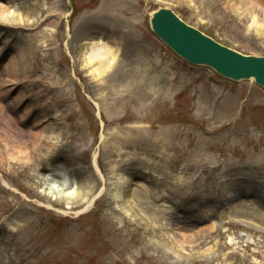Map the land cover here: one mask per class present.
I'll return each mask as SVG.
<instances>
[{"label": "rangeland", "instance_id": "374dc122", "mask_svg": "<svg viewBox=\"0 0 264 264\" xmlns=\"http://www.w3.org/2000/svg\"><path fill=\"white\" fill-rule=\"evenodd\" d=\"M0 1L5 61L31 50L30 78L18 79L15 94L35 111L41 103L34 100L50 96L41 115L54 128L36 159L0 157V264H264V221L253 214L264 211V134L252 127L264 131V88L185 61L150 22L156 10L171 8L222 44L264 56L263 6L23 0L34 17L24 23L21 4ZM8 18L16 27L7 33ZM99 39L120 54L107 71L106 62L85 63L98 54ZM95 159L107 179L101 196ZM88 176L100 183L90 206L51 192L53 179L77 182L81 199ZM122 176L132 190L152 188L127 204L131 214L117 194ZM228 211L262 228L223 220L217 231L193 228Z\"/></svg>", "mask_w": 264, "mask_h": 264}, {"label": "bare ground", "instance_id": "6f19581e", "mask_svg": "<svg viewBox=\"0 0 264 264\" xmlns=\"http://www.w3.org/2000/svg\"><path fill=\"white\" fill-rule=\"evenodd\" d=\"M245 2V5H250L252 7H256L257 5H261L264 8V0H242ZM11 4L18 6L19 9H22L25 11L24 14L21 16V19L26 23V21L30 22V19L34 18L32 14H30V8L26 1L23 0H10ZM24 3V4H22ZM3 5L0 1V21L3 20L4 14H3ZM20 10V12L22 11ZM264 11V9H263ZM12 13H16L15 11H11ZM8 25H6L4 28L5 31H14L15 30V21L12 18H8L6 20ZM8 33V32H7ZM98 45V54L95 56H85V63L88 66H92L96 61L98 62H106V65L104 66L103 71L110 70L112 67L115 66V64L119 63V53L116 52L115 48L108 45L106 42L99 40L97 43ZM96 45V46H97ZM6 49V46L3 44L0 45V157L1 161H6V156L8 159L11 160H18L19 162L23 161V163H27L29 161H32L36 159V157L40 154L42 149L44 148V144L47 140L52 137L50 134L52 132L53 127L49 126L50 123H47L46 125L44 122H46L47 116H42L41 112L44 109L41 108L44 106V101L48 100L50 96H47L46 94H43L39 100H34L32 97L31 100L37 101L40 104V108L35 112L33 107H31V104L28 102L27 104H24L25 101H21L18 99L19 94H15L17 88L15 85V82L22 77L21 79H29L30 75L27 73V62L26 57L27 54L31 50L30 48L26 47L24 49L19 48L18 51L9 57L8 61L6 60L5 54H3V50ZM91 48H89L90 50ZM21 68V70H20ZM30 69V67H28ZM100 71V68L98 69ZM21 71H23L21 73ZM39 77V75H37ZM20 80V79H19ZM44 97V98H43ZM12 105L10 107L9 105ZM31 107V108H30ZM57 113L58 117H62V113L60 112V108L56 109L55 111ZM45 120V121H44ZM27 124L26 128H23ZM104 138V136H103ZM5 154V155H4ZM44 170V168H42ZM95 171H97L98 175L100 176L101 180L104 183L103 189L100 191V194H102L105 190H108L107 188V179L105 178L103 172L99 168L98 164L95 162ZM82 176V175H81ZM87 181H82L81 184H89V191L86 193V196L83 198H76L77 194L75 193L76 188H71L67 190H59L58 195L59 201L64 202L67 199L71 200L73 202H70L72 205H86L90 206L93 202L91 198V193L94 189L100 186V183L94 184V182L91 181V177H87ZM90 183H89V182ZM53 182H56L53 180ZM59 183V182H58ZM126 183H128V178L125 176H122L120 179V187L117 189V194L119 195V198H124L123 201L125 202V205L128 207L126 208V213L131 214V206H128L127 204L132 201V198H139L144 199L145 197H149L151 194L152 188L150 186H147L145 184L141 185V189H131L130 187L126 186ZM55 190H51L52 193L56 191L55 187H52ZM63 192V193H61ZM124 197H123V196ZM127 197V199L125 198ZM84 199V200H82ZM115 199V197H114ZM80 200V201H79ZM87 206V207H88ZM154 206V205H153ZM158 211L159 207L154 206ZM238 207V206H236ZM135 211V210H134ZM237 212V211H236ZM254 216L264 221V211L255 208L253 212ZM225 221L230 220H240L236 218L235 214L232 212H224L222 214ZM241 221V220H240ZM249 222V221H248ZM250 223L257 224L254 221H251ZM260 225V224H257ZM220 227V224L218 221H213L210 224V230L216 231ZM193 228H196L195 230L199 232L200 230H203L205 228L204 226L197 227L194 226ZM191 230L192 227H191ZM210 231V232H211ZM214 249L209 248V252H213Z\"/></svg>", "mask_w": 264, "mask_h": 264}, {"label": "water", "instance_id": "95a60500", "mask_svg": "<svg viewBox=\"0 0 264 264\" xmlns=\"http://www.w3.org/2000/svg\"><path fill=\"white\" fill-rule=\"evenodd\" d=\"M153 27L161 38L189 61L208 64L234 79L255 77L264 86V57H247L223 47L188 27L167 9L154 15Z\"/></svg>", "mask_w": 264, "mask_h": 264}]
</instances>
